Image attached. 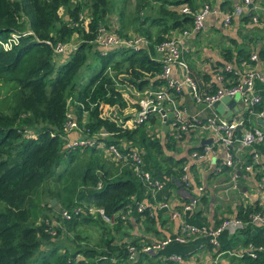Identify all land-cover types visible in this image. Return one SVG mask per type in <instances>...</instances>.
I'll return each instance as SVG.
<instances>
[{"label":"trees","instance_id":"16d2710c","mask_svg":"<svg viewBox=\"0 0 264 264\" xmlns=\"http://www.w3.org/2000/svg\"><path fill=\"white\" fill-rule=\"evenodd\" d=\"M72 1L0 0V40L10 33H31L20 36L10 50H0V264H174L166 261L172 255L186 264L199 245L208 250L210 246L201 240L171 243L154 255L142 253L141 248L164 236L156 225L166 212L153 211L151 206L167 202L171 189L183 188L180 178L185 161L192 153L201 154L203 148L186 147L185 155L175 158L172 155L179 147L195 141L192 130L170 128L160 136L150 130L153 118L131 129L119 124L128 117L123 115L127 108L138 110L134 99L133 106H128L125 89L139 93L165 85L159 78L161 64L154 58L153 47L191 27L192 18L178 9L186 6L195 11L199 0H134L131 13L125 8L128 0H121L114 9L108 0ZM61 9L64 19L59 16ZM107 25L120 38H144L147 50L114 48L102 55L93 43L98 27ZM73 36L76 46L57 65L52 47L72 43ZM250 54L239 48L234 58L247 62ZM89 56L98 68L90 79L78 84L79 71L94 67L88 63ZM257 58L264 60V47ZM223 59L230 63L232 56L225 52ZM218 76L225 88L236 84L232 71H220ZM190 78L200 95L217 89L206 75L200 76L204 86ZM255 87L262 103L253 112L264 117V85L257 83ZM241 117L244 129H250L249 113ZM68 121L75 124L73 131L79 139L94 140L104 147L113 145L126 157L135 151L141 170L162 185L154 200L134 175L129 161H109L102 149L94 146L65 148L73 132L65 128ZM239 132L234 133L235 138L241 136ZM101 133L107 137L99 138ZM252 147L264 154V141ZM251 157L246 158L244 166L251 165L254 171L257 165ZM229 169L221 167V172ZM239 173L247 174L243 170ZM261 177L255 173L253 178L258 182ZM51 199L59 206L57 211L49 206ZM198 201L206 203L204 194ZM141 202L150 208L137 213L135 206ZM261 205L236 208L235 219L246 226L232 236L221 234L214 255L226 256L233 249L252 245L261 247L262 252L254 259L243 255L237 264H264V227L248 221L250 214L264 213ZM89 206L114 217L113 224L87 214ZM77 208L79 212H75ZM128 210L130 213L120 220ZM61 212L68 213L70 219L64 220ZM193 212L186 214L185 221L195 226H216L225 219L209 225ZM89 230L95 231V239ZM129 247L136 251L133 263L128 261Z\"/></svg>","mask_w":264,"mask_h":264},{"label":"built area","instance_id":"2783aa9c","mask_svg":"<svg viewBox=\"0 0 264 264\" xmlns=\"http://www.w3.org/2000/svg\"><path fill=\"white\" fill-rule=\"evenodd\" d=\"M250 5V0H241L240 4L233 8L230 12L223 13L216 11L211 8L207 3L201 4L195 11H190L186 6L179 7L178 11L183 15H188L192 18L191 27L188 30H184L180 33L172 34L165 40L156 44L153 47L154 58L161 64V73L159 78L165 82L164 86L155 89H146L142 92L135 93L136 96H140V100L137 103L138 110L127 114L124 112V116H128L123 120L119 126L124 129H131L135 125H141L146 123L149 118H154L155 116L159 121L166 120V114L170 113V127L178 132H185L188 130L197 131V134L208 133L212 138V143L209 145L202 146V153L197 155L192 153L190 157L196 160H205L208 155L212 153L214 149V144L222 148L225 152L224 159L221 162L222 167L233 168L234 161L232 155V146L234 143L238 144L241 149L250 148L254 145L260 144L264 141V134L262 131L256 128H250L245 130L239 138L234 137V133L237 128L243 127V119L239 117H233L224 119L223 117L217 115L213 112V103L218 102L223 97L237 98L241 104L245 107V112L251 115L253 113L254 107L262 103V97L258 90H256L255 85L258 83L264 85V73L256 71L254 69L246 71L240 78L237 79L236 84L230 88H225L222 82V78L217 76L216 79L221 84L215 92L207 95H200L194 82L190 78V73L187 64L182 58V54L185 53L183 46V37L189 35L192 32H200L203 30V22L208 15H216L220 18V23L223 27H227L231 22L241 17L245 12L247 6ZM252 23H257L256 17H252L246 14ZM79 18V20H81ZM84 20H86L84 18ZM84 25V21H83ZM108 26V25H107ZM31 35L30 32H25L23 34L10 33L7 38L3 41L0 40V50L8 51L13 46L18 44L20 36ZM50 46L48 42H45ZM71 43L66 44H56L52 47V52L55 55H64L71 52L74 49ZM94 46L101 52L105 54V51L114 48H123L131 50L144 49L147 50L148 42L140 36H132L127 39L120 38L117 36L116 32L110 26L104 27L99 26L97 30V36L94 41ZM257 57L255 54L250 55V61H256ZM223 71L229 72L228 66L223 68ZM128 90V89H126ZM186 90L193 100V102L201 106L203 110L208 111L210 114L203 119L196 118L194 116H187L183 108L177 107L175 99L177 96L182 94V91ZM142 96V98H141ZM123 116V117H124ZM258 118L263 117V113H257ZM69 119V116H67ZM151 126H149L150 128ZM67 132H72L75 130V124L68 121L65 124ZM99 138L107 137L106 134H98ZM96 147L102 149L104 157L112 162H130L132 171L134 175L141 182V185L145 188L149 196L154 200L156 194L161 190V184L158 180L151 178V176L141 170V161L137 156L135 151L130 152L127 157L120 154L118 149L111 145L104 147L100 142L96 143L94 140H83L74 139L66 143L65 148L68 150L75 149L78 147ZM221 171V168H220ZM245 173H253L251 165H245L243 167ZM183 176L180 180L183 183V188L188 192V197L186 202H183L179 208L173 209L169 207L168 202L165 203H154L151 206L153 211L164 210L170 221L176 222V230L173 234L167 235L160 240H154L141 248V252L154 255L164 249L167 245L171 243L184 245L189 242L194 241H204L207 243L211 249L215 252L219 250V236L221 234H226L227 236H232L235 233L241 231L246 224L242 221L230 218L223 219L216 226H195L189 224L185 221V216L187 213L192 212L198 204L199 196L203 192V187L201 185H192L187 177V166L184 165L182 168ZM232 180L235 179L234 173L230 177ZM256 189L258 195H264V175L256 183ZM145 208H150L146 202H141L136 204L135 211L137 213L142 212ZM264 210V207H263ZM77 208L75 212H79ZM87 214L97 216L100 220L108 225L113 224L114 217H108L104 214L101 208H95L89 206L86 209ZM130 211H126L120 220H123ZM61 217L64 220H69L70 216L66 212H61ZM249 224H255L256 226L264 227V213L256 212L248 216ZM203 245H199V249L196 252L205 250ZM128 251V261L133 263L136 261V251L133 247H129ZM262 248H253L252 245H248L243 251L236 254H232V257L240 259L243 255H246L250 259L256 257V253L262 252ZM195 252V253H196ZM224 253L217 254L216 256H221ZM166 261H170L174 264H181L182 261L177 256H169Z\"/></svg>","mask_w":264,"mask_h":264},{"label":"crops","instance_id":"0c3cea01","mask_svg":"<svg viewBox=\"0 0 264 264\" xmlns=\"http://www.w3.org/2000/svg\"><path fill=\"white\" fill-rule=\"evenodd\" d=\"M240 2L241 0H199L198 7L203 3H207L216 11L227 13L238 6ZM246 14L256 17L257 23H252ZM182 39L185 51L182 54V58L187 64L193 80L199 82L200 86H204L200 81V76L206 75L209 81L214 83L217 88L221 87L216 77L226 66L229 67L237 79L251 69L264 73V60L261 61L257 58L255 62H244L243 60H235L234 58L235 51L239 48H244L257 57L258 51L264 47V0H250V5L247 6L246 12L241 17L234 19L227 27L221 25L218 16L208 15L203 22L202 31L198 33L192 32ZM225 52H229L232 56L230 63H226L223 59ZM126 92L128 95L137 97L136 102L140 100V96H136L132 91L126 90ZM234 101L235 105L226 109L231 114L229 118H242L241 116L246 111L245 107L237 98H234ZM175 103L177 107L185 110L187 116L203 119L210 114L208 111L203 110L201 106L196 105L186 90L182 91L180 96H177ZM128 110L133 111V108H128ZM213 112H215L214 109ZM131 113L134 112H128L127 114ZM166 117L165 121H159L155 116L153 118L154 128L151 127L150 130L160 136L170 131L171 127L167 130V128H164V125L170 123L171 114L167 113ZM258 120L261 121L263 127L258 124ZM249 121L251 128H257L256 125H258V129L264 134V117L258 118L257 113L253 112L249 117ZM156 127H158V130H153ZM238 130L240 131V136L246 129L243 126L236 131ZM197 131H193L194 136L192 137L195 138V141L188 143L185 147H179L178 152L172 155L173 157L180 158L184 156L186 147L199 146L201 140L210 139L209 144L213 142L208 133L204 136L203 134L205 133L197 134ZM70 137L72 140L77 139L74 131L70 134ZM231 149L234 167L225 172L220 171L225 152L218 146L212 150V153L205 160H196L189 156L185 161L187 166L186 174L189 182L192 185H201L203 187L202 194H204V198L206 199L205 204H202L200 202L201 200L198 201L197 206L193 210V214L199 213V217L205 219L209 225L214 224L221 218H235L236 208L239 205L260 203L264 207V195H258L256 189L257 182L253 178L255 173L264 175V154L259 150H255L254 147L241 149L236 143L233 144ZM248 156H252L251 160L257 165V168L251 174H241L239 172L243 170L244 162ZM233 173L235 175L234 180L230 178ZM240 177H243L244 180L241 186H237L236 179ZM187 197L188 192L184 188L175 187L169 191L167 202L169 207L177 210L186 201ZM156 227L164 235L163 237H165L175 232L176 222L170 221L166 215H163L160 219V225H156ZM233 250L237 254L243 251L244 248ZM201 255L200 251L196 252L194 254L195 257L192 256L194 263L191 261L192 257H190L186 264H237L238 260L236 258L232 259V257L227 260L225 257V259L219 261V256L214 255L213 257V255L209 254L206 256Z\"/></svg>","mask_w":264,"mask_h":264},{"label":"rangeland","instance_id":"374dc122","mask_svg":"<svg viewBox=\"0 0 264 264\" xmlns=\"http://www.w3.org/2000/svg\"><path fill=\"white\" fill-rule=\"evenodd\" d=\"M72 2H75V0L74 1H72ZM108 3H109V6H113V9L114 8H116L117 6H119L120 5V3H121V0H108ZM125 5H126V11L127 12H129V13H131L132 12V10H133V6H134V0H128L126 3H125ZM110 15V14H109ZM112 15V14H111ZM59 16H61V17H63V19L65 18L64 17V10L63 9H61L60 11H59ZM107 18H109V17H107ZM113 18V17H112ZM114 19H115V17H114ZM24 20V19H23ZM109 20V19H108ZM76 38V36H73V39H72V43L70 44V45H74V46H76V44H77V39H75ZM64 56L65 55H57L56 56V64L58 65L59 63H60V61L62 60V61H64L63 60V58H64ZM88 63L92 66V65H94V67H91L90 69H86V68H82L80 71H79V73H78V78L76 79V83H78V84H80V83H85L88 79H90V77L96 72V69L98 68L97 66V64H96V62L91 58V56H89V61H88ZM191 75V74H190ZM118 89H122V88H119L118 87ZM126 91V90H125ZM126 96H128V95H126ZM130 100H126V102H127V104H128V106H130V104L133 106V104L131 103L132 102V100L134 99L135 101H137V97H135V96H133V95H129V97H128ZM131 107V106H130ZM134 110V109H133ZM126 112L128 113V112H133V111H129L128 110V108L126 109ZM170 126H169V123H167V125H164V128H167V130H168V128H169ZM152 128H154V127H152ZM153 130H158V127H156L155 129H153ZM204 136H206L207 134L205 133V134H203ZM255 172V171H254ZM224 180V179H223ZM243 180H244V178L243 177H240V178H237L236 179V185L237 186H241V184L243 183ZM225 181V180H224ZM56 205V203L54 204V206ZM94 231V230H93ZM93 231L92 230H89V232H88V234H90L92 237H94V239L96 238V233H93ZM95 232V231H94ZM131 234H136V232L135 231H132L131 232ZM234 252H235V250H233V251H229V252H227V254H226V256H225V254L224 255H221V256H219L218 257V260L220 261V260H222V259H225V257L227 258V260H229L231 257H232V254H234ZM200 253L202 254L201 256H206L207 254H209V255H214V253H215V251L213 250V249H205V250H202V251H200ZM208 255V256H209ZM193 257H195L194 255H193ZM193 257H192V262L194 263V259H193ZM222 257V258H221ZM220 258V259H219ZM218 261V262H219ZM209 264V263H208Z\"/></svg>","mask_w":264,"mask_h":264},{"label":"water","instance_id":"95a60500","mask_svg":"<svg viewBox=\"0 0 264 264\" xmlns=\"http://www.w3.org/2000/svg\"><path fill=\"white\" fill-rule=\"evenodd\" d=\"M234 105H235L234 98L223 97L218 102L213 103L212 107H213V109L215 110V112L217 114L221 115L224 119H228L231 116V114L226 109L227 108H230V107H232ZM257 122H258V124L260 126L263 127V125H261V121L260 120H258ZM209 143H210V139H208V140H201L200 143H199V146L202 147L203 145H207ZM54 204H55V200L54 199H51L49 201V206L52 207V206H54ZM54 208L57 211L59 209V206L55 205Z\"/></svg>","mask_w":264,"mask_h":264}]
</instances>
